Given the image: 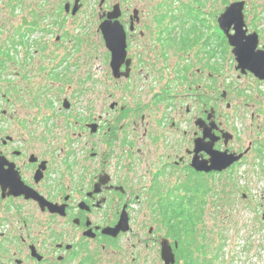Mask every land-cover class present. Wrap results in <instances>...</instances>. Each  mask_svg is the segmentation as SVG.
Returning a JSON list of instances; mask_svg holds the SVG:
<instances>
[{
  "label": "flooded vegetation",
  "instance_id": "flooded-vegetation-1",
  "mask_svg": "<svg viewBox=\"0 0 264 264\" xmlns=\"http://www.w3.org/2000/svg\"><path fill=\"white\" fill-rule=\"evenodd\" d=\"M207 5L0 0V264H166L165 239L176 264L190 256V245H180L158 211L164 201L194 198L195 207L199 196L201 223L208 178L238 175L264 158V109L251 107L241 85L225 91L223 10L213 15ZM102 25L126 34L119 70ZM81 30L103 42L104 92L116 100L84 124L91 135L82 144L86 154L65 134L80 124L79 54L93 43ZM236 68L238 82L260 81ZM242 106L252 108L255 136L241 134ZM208 150L242 158L225 171L199 172L193 161H210ZM150 201L145 221L134 205ZM120 222L124 229L107 231Z\"/></svg>",
  "mask_w": 264,
  "mask_h": 264
},
{
  "label": "rangeland",
  "instance_id": "rangeland-1",
  "mask_svg": "<svg viewBox=\"0 0 264 264\" xmlns=\"http://www.w3.org/2000/svg\"><path fill=\"white\" fill-rule=\"evenodd\" d=\"M206 1L208 11L213 15L217 13L219 15L221 10L224 13L226 7L232 2H246L245 14L249 32L257 31L261 33L260 48L264 50V0ZM211 13L208 14V22H214ZM81 33L91 38L93 43H85L90 45L89 49L81 46L82 49L79 54L78 73L81 92L75 99L74 109L75 118L79 119L80 124L71 128L65 134L71 135V137L73 134V141L81 142L80 148L84 149L82 144L90 142L89 138L91 137L84 124L92 116H104L105 109L109 108L111 102L116 100H110L104 92L106 86L104 83L103 42L94 30L88 31L87 34L81 30ZM227 44L224 36L223 79L225 91H230V87L234 83L241 85L244 90L248 91L246 94L248 99L246 97L245 99L248 103H253L251 107L254 106L255 111L264 109V81L256 82L249 76L238 82L235 70L237 63L232 53V47ZM85 78H90V81L85 82ZM229 94H231L229 98H233L232 93ZM234 100L229 99L228 101L233 103ZM251 107L242 106L244 120L241 134L244 138L255 136L251 131L257 132V122L252 129L250 128ZM243 137H241V140ZM98 139L96 138V142H99ZM65 140L66 137L63 142ZM84 150L86 154V148ZM254 155H257V151ZM253 163H255L254 166L246 165L242 167L240 169L241 174L238 171V175L234 176L232 173L231 175H223L220 178H208L207 185L210 189L207 196L208 206L202 222L196 226L197 244L191 246L188 243L190 245V256L179 259V264H190L189 258L191 256L197 260V264H264V158L258 160L254 158ZM147 197H149L147 200H151V196L148 195ZM151 204L152 201H150L149 206H145L143 202L141 204L135 203L134 210L140 211V216H146L145 221H148L151 217L150 211L153 212L150 208ZM14 226V232L18 233L20 231L19 225L15 224ZM11 228V226H4L2 231H9ZM29 229L34 234V228L29 227ZM38 229L40 230V228Z\"/></svg>",
  "mask_w": 264,
  "mask_h": 264
},
{
  "label": "water",
  "instance_id": "water-1",
  "mask_svg": "<svg viewBox=\"0 0 264 264\" xmlns=\"http://www.w3.org/2000/svg\"><path fill=\"white\" fill-rule=\"evenodd\" d=\"M245 9L246 2L244 1L231 3L218 18V23L225 34L228 44L232 47V53L237 63L236 69L241 71L242 74L250 72L258 80L264 81V50L259 48L260 39L258 32H249ZM101 29L104 39L113 53L112 66L115 70H119L126 58V34L123 30L119 33L107 32L105 25H102ZM201 150L200 142H196V154ZM208 153L211 155L210 161L194 159L193 167L197 171H225L242 158V156L236 157L233 154L227 155L214 150H208ZM125 224L128 225L127 222ZM121 229H124L123 222H120L116 229H107V231L117 233ZM163 259L166 264H176L175 253L167 239L163 241Z\"/></svg>",
  "mask_w": 264,
  "mask_h": 264
},
{
  "label": "trees",
  "instance_id": "trees-1",
  "mask_svg": "<svg viewBox=\"0 0 264 264\" xmlns=\"http://www.w3.org/2000/svg\"><path fill=\"white\" fill-rule=\"evenodd\" d=\"M227 1V0H225ZM229 4V3H226ZM225 42L227 44L226 38ZM228 45V44H227ZM207 193L209 194L210 189L207 185ZM154 197V196H153ZM191 197H194L192 195ZM198 196V203L196 204V208L193 207L194 198H191L188 203L183 201H176V203H172L170 199L165 200L160 208V213L164 220L166 221L167 226H173L175 229V237L180 243V245L190 243L191 246H195L197 244V225L198 220L201 219V211L200 208V200ZM184 199V198H182ZM182 206V207H181ZM190 264H197V260L192 256L189 258Z\"/></svg>",
  "mask_w": 264,
  "mask_h": 264
}]
</instances>
